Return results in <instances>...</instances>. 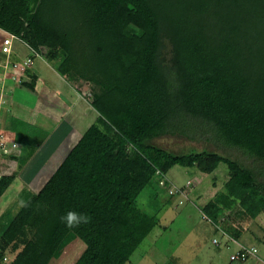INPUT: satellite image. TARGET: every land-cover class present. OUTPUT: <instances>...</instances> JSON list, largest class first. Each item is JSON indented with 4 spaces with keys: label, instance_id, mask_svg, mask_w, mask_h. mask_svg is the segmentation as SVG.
<instances>
[{
    "label": "trees",
    "instance_id": "1",
    "mask_svg": "<svg viewBox=\"0 0 264 264\" xmlns=\"http://www.w3.org/2000/svg\"><path fill=\"white\" fill-rule=\"evenodd\" d=\"M50 1L55 12L63 0H0V29L20 36L41 54V45L50 43V58L64 57L57 71L70 80L68 59L76 48L89 47L105 65L100 74L105 92L93 100L98 122L0 233V264H48L59 248L77 242L84 249L72 264L129 263L156 221L131 202L110 222L98 207L112 184L96 165L105 155L120 163L124 145L140 146L141 126L155 124L166 108L188 109L193 117L189 124L202 127L222 149L188 153L198 157L201 169L225 163L244 195L264 207V179L254 176L264 172V0H71L79 14L78 22L70 23L75 48L68 52L52 46L65 36V26L42 17ZM130 25L142 31L138 41L124 34ZM162 35L177 51L175 63L184 69V83L165 85L159 80L162 70L147 66L156 62ZM32 72L26 74L31 82L22 84H35ZM151 158L163 170L180 159L163 148ZM13 181L14 175L0 177V198ZM68 211L87 214L89 222L66 227L60 217ZM204 213L216 230H226L218 223L219 212ZM7 250L17 253L4 262Z\"/></svg>",
    "mask_w": 264,
    "mask_h": 264
},
{
    "label": "rangeland",
    "instance_id": "2",
    "mask_svg": "<svg viewBox=\"0 0 264 264\" xmlns=\"http://www.w3.org/2000/svg\"><path fill=\"white\" fill-rule=\"evenodd\" d=\"M51 2L44 4L42 17L54 22L56 20L59 25L64 24L65 36L53 41L52 46L65 48L68 52L71 48H75L74 40L72 41L74 28H71L70 23L78 22V10L71 0L70 2L63 0L53 12L54 7L51 8ZM124 34L138 41L142 31L130 25L124 30ZM4 36L5 33L0 32V44ZM41 46L43 47V56L42 58L38 56L35 59L33 70L37 65L40 66L43 63L57 69L64 57L56 56L51 59V44ZM15 49H18L19 52H26V47L17 40ZM76 49L78 52L73 53L68 59V63L74 73L80 72L82 67L90 70V74L82 71L80 75L83 79L89 76V78H95V84L87 82L93 89L88 88L87 85H81V89L72 87V90L76 91L72 92L73 95L70 87L66 84L75 83H71L69 78H66L68 81L64 80V76H61L58 71L56 78H50L48 83L54 84L56 89L61 88L62 93L67 91L66 93H69L73 98L74 96L75 98L80 97V101H84L87 105L90 120L98 122V112L93 109L92 105H89V102H92L101 93L97 89L100 84L97 83H102L100 74L105 65L100 63L101 61L89 47L82 45ZM176 55L177 51L173 43L162 35L157 41L156 62H151L149 57L147 58V61H150V64H147L150 69L160 68L162 70L159 80L165 85L185 82L184 69L175 63ZM21 57H24L23 54ZM3 58L4 54L0 52V60ZM140 67L143 68L141 65ZM40 79L39 81L43 84H47L44 71ZM5 81L1 77L0 84H19L14 81L8 82L7 79ZM76 84H80V82ZM21 85L22 83L18 85V88L22 87ZM51 86L54 88L53 85ZM62 86L65 87V91ZM5 101L0 96V107L3 104L4 107L6 106ZM7 106L9 107L8 104ZM162 114L155 124L145 123L141 126L140 146L137 144L136 146L124 145L126 151L120 163H117L109 155H105L96 165L112 184V189L99 204L102 214L110 222H115L131 202L139 211L149 214L156 221V226L142 241L127 264H212L210 258H215L216 264H264V207L244 195V190L232 180L225 163L218 164L213 170L203 171L198 157L188 154L191 151L206 150L222 152V149L208 138L210 136L208 132L202 127L189 124L193 117L188 109L166 108L163 109ZM1 118L0 121H2ZM81 125L82 128H86L87 124ZM2 127L4 126H0V129ZM6 129L4 127V133L8 130ZM1 136L3 135H0V143L4 138ZM149 145H153V147H150L148 153L146 147ZM159 148L178 153L179 161L170 169H161L156 162L151 161V157H157ZM233 152L235 157L241 158L245 164L250 163L246 156L236 151ZM182 153H185L184 157L181 156ZM18 173L20 174L21 170ZM27 173H30L27 175L32 177L30 170ZM254 176L257 180H263L264 172L258 170ZM20 187L17 186L15 191L13 189L15 197L20 194L19 199L14 200L11 204L7 202L9 207L6 208L0 204V208H2L0 233L24 205L23 198L29 197L27 193L29 191L21 193ZM32 194L30 193V196ZM212 210L214 213H211ZM204 212H209L211 215L219 212L222 215L218 221L220 226L224 227L230 235L232 233L234 237L239 238L238 240L242 243L256 246L258 256L250 257L246 261H232L230 257L240 244L220 230H216ZM215 238L218 239L217 242H221V246L216 245ZM83 249L84 244L81 242L62 246L57 253L51 256L48 264H72ZM16 253L7 250L4 262L13 260Z\"/></svg>",
    "mask_w": 264,
    "mask_h": 264
},
{
    "label": "crops",
    "instance_id": "3",
    "mask_svg": "<svg viewBox=\"0 0 264 264\" xmlns=\"http://www.w3.org/2000/svg\"><path fill=\"white\" fill-rule=\"evenodd\" d=\"M0 32L5 31L0 29ZM67 64L70 68V75H73L71 83H75L66 84L70 87L71 93L76 92L72 90V87L81 89V85H87L90 88L89 84H95V78L92 79L89 76L83 79L80 75L82 71L89 73V69L82 67L80 72L74 73L68 61ZM47 65L44 63L40 66L37 65L33 70L32 73L37 76L35 84H22L20 88H18L19 84H12V92L7 96L9 107L7 104L5 107L4 104L1 106L0 118H3H1L0 126H4L8 130L6 129L7 131L4 133V127H2L0 135L4 137L1 140L7 143L8 152H4L0 148V177L14 175V181L0 198V204H3L4 208L9 207L8 203L11 204L14 200L19 199L20 194L15 197L16 194L13 193V189L15 191L17 186H21V193L29 191L27 192L29 196L30 193L37 194L87 129L96 123V121L90 120L87 105L84 101H80V97L75 98L74 96L73 98L69 93H66L67 91L62 93L61 88L56 89L54 84L48 83L50 78H56L57 69L52 65ZM43 71L46 74L45 82L47 84L39 81ZM43 80L45 79L43 78ZM64 80H67L65 76ZM79 82L80 84H76ZM97 84H100L97 89L101 93L97 94L95 99L103 95L105 91L101 82ZM62 88L64 91L66 90L64 86ZM89 105L93 106V100L89 102ZM93 109L97 110L94 106ZM97 112V116H99V111L97 110ZM81 124H87L86 128H82ZM14 141L17 142L16 147L12 145ZM29 170L32 177L27 175L30 174L27 173ZM23 200L26 201L25 198ZM98 209L103 213L100 207ZM1 210L2 208H0V214ZM210 262L216 264L215 258H210Z\"/></svg>",
    "mask_w": 264,
    "mask_h": 264
},
{
    "label": "built area",
    "instance_id": "4",
    "mask_svg": "<svg viewBox=\"0 0 264 264\" xmlns=\"http://www.w3.org/2000/svg\"><path fill=\"white\" fill-rule=\"evenodd\" d=\"M20 41L25 45L27 48H29V54L25 57H20V55L17 54L14 42ZM0 52L4 54V58L0 60V79L1 77L4 79V81L7 79L9 82L11 78V82L16 83H23V81L26 79V74L29 69H32L35 64V59L40 56L42 58V54L34 49L30 48V45L28 42H26L23 38L20 36L5 32V36L3 37L1 41L0 46ZM6 82V81H5ZM8 84H0V96L5 101V92L7 90ZM90 95V94H88ZM1 110V107H0ZM3 137V136H1ZM13 147L17 146V142H13ZM134 146V145H133ZM0 148L3 149L4 152H8L7 143L5 141H2L0 143ZM224 234L228 235L230 239L240 244L239 248L236 250V252L232 253L231 260H247L250 257L258 256V249L254 245H248L245 243H242L235 239L232 235H230L228 232L222 230ZM217 238L214 239V242L217 246H221V242H217Z\"/></svg>",
    "mask_w": 264,
    "mask_h": 264
},
{
    "label": "clouds",
    "instance_id": "5",
    "mask_svg": "<svg viewBox=\"0 0 264 264\" xmlns=\"http://www.w3.org/2000/svg\"><path fill=\"white\" fill-rule=\"evenodd\" d=\"M5 32H8V31H5ZM5 32H3V33H5ZM19 43L21 45H23V43H21L20 41H19ZM23 46L26 47L25 45H23ZM14 47H15V42H14ZM15 50H16L17 54L19 55V50L18 49H15ZM21 55H22V52H21ZM21 55H20V57H21ZM26 55H28V53H24L23 54L24 57ZM32 70H33V68H32ZM26 79H28V78H26ZM1 113H2V110H0V114ZM60 219H61V222L64 223L66 227H68V228L71 229V228L79 227L81 224L88 223L90 218L87 216V214L78 213L76 211H68V212H66V214H64L63 216H61Z\"/></svg>",
    "mask_w": 264,
    "mask_h": 264
}]
</instances>
